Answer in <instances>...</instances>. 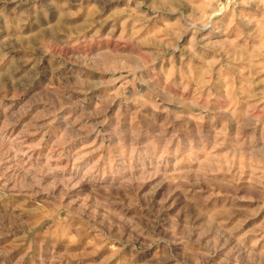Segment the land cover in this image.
I'll return each mask as SVG.
<instances>
[{
	"label": "rangeland",
	"instance_id": "1",
	"mask_svg": "<svg viewBox=\"0 0 264 264\" xmlns=\"http://www.w3.org/2000/svg\"><path fill=\"white\" fill-rule=\"evenodd\" d=\"M151 2L145 0V7L141 10L154 19L141 32V36H147V42L139 48L154 57L153 71L161 84L173 68L182 69L184 75L182 77L180 72H176L166 89L129 83L124 97L106 101V115L103 118L107 123L100 129L104 135L96 138L93 134L92 137L97 144L103 141L100 155H104L109 146H112L113 154L116 151L117 138L113 130L117 120L119 132L123 134L121 142L125 152L129 149L136 152L149 140L159 150L170 141L167 150H177L179 159L176 167L181 170H185V161L193 153L198 154L201 161L212 156L230 159L237 140L264 151V104L258 103L259 97L264 94V83H258L264 79V73H261V66H264V27L255 22L259 14L244 6H237L234 11L229 9L225 14L214 6L207 10L209 14L213 11L218 13L212 27L202 32H189L180 42V51L172 54L170 46L165 49L167 42L161 41L167 32L165 25L175 24L176 19L164 14L163 10L159 15L149 11ZM156 4L159 6L161 0H156ZM129 7L134 9L136 0H132L131 6L129 0H55V3L51 0H0V13L7 16L10 24L14 25L17 20L25 22L22 25L25 36L37 38L40 31L37 21L43 24L45 19H54L61 26L62 30L55 38L58 49L54 50L57 55L42 54L37 58L38 64L36 59L32 60L36 64L38 79L53 81L69 69L79 70L73 60L80 59L79 53L83 49L75 42L69 43L73 34L79 32L82 38H93V34L98 32L99 37H108V41L97 40L90 45L91 49L98 46L116 48V38L123 30L130 31L132 28V20L126 11ZM3 24L4 21L0 19V32ZM44 35L46 42H52L51 35ZM202 37L207 47L194 43L201 41ZM0 38H3L2 34ZM153 45L163 51L162 56L156 54ZM119 47L124 48L123 45ZM127 48L132 49V44ZM24 54L19 49L15 53ZM189 66L191 76H188ZM116 76L115 85H86L84 93H78L74 99H82L84 108L88 110L92 106H99L100 100L108 97L109 92L124 87L126 74L117 72ZM89 78L95 81L110 77L90 73ZM127 79L131 81L130 76ZM26 96L27 93L13 98L10 87L0 92L4 105H13L8 115L18 120L14 128L9 129V134L15 135L27 127L36 135L28 136L26 142L34 143L43 135L39 129L45 121L37 108L43 109L44 105L29 102L24 109L26 115L12 114L24 103ZM203 105L208 107L207 114L201 107ZM3 121L4 111L0 108V123ZM49 140L50 135L40 148L24 159L30 158L33 164L46 163L45 156L52 153ZM189 142L191 151H186ZM236 155L245 166L243 179L236 188L217 184L209 187L202 182L200 195L194 203L191 193L172 191L174 185L170 186L167 182L151 192L150 185H144L138 194L139 202L135 205L129 203L123 191L114 190L112 199L105 207L94 208L90 216L86 214L80 221L68 224L63 222L66 213L56 211L57 207L64 206L57 204V200L63 197L59 187H50L51 176H44L38 186L31 187L34 176L40 179L37 174L25 177L22 170L15 176L13 172H8L0 180V252L5 254L0 255V264H264V255H261L264 253V192H260L259 185L255 188L248 186L253 176L246 166L247 154ZM257 159L256 155L252 158V171L259 177ZM51 163L56 166L55 155L51 156ZM130 163L135 171V160ZM60 164L68 167L66 160L60 161ZM235 171L233 168L232 173L235 174ZM216 175L223 178L227 173ZM22 183L28 187L21 188ZM97 191L100 193L97 199L103 200V188L97 189L85 182L72 199H83L86 204H91L88 197ZM160 201L166 203L161 207ZM192 207L206 214L202 216L204 223L211 216L224 225L220 229L223 234L219 244L212 249L211 255L200 254L209 250L206 245L210 237L196 244L194 236L188 248L172 242L169 231L172 222L179 219L183 225L185 212ZM85 224L91 225V230L84 231L82 228V234L77 235L76 227ZM138 228L145 231L144 236L139 235ZM148 233H153V237L146 239ZM155 237L160 239L153 243Z\"/></svg>",
	"mask_w": 264,
	"mask_h": 264
},
{
	"label": "clouds",
	"instance_id": "2",
	"mask_svg": "<svg viewBox=\"0 0 264 264\" xmlns=\"http://www.w3.org/2000/svg\"><path fill=\"white\" fill-rule=\"evenodd\" d=\"M51 2L55 3V0H51ZM131 3L132 0H129V6ZM214 6L225 14H228L229 9L234 11L237 6L254 9L255 13L259 14L258 20H255L254 17L255 22L264 27V0H161L159 6L156 4V0H152L148 8L149 11L157 13V15L163 10L164 14L175 17V24L165 25L167 32L161 41V43L167 42L165 49L170 46L173 50L172 54H175L176 51H180V42L189 32H202L212 27L215 15L218 13L213 11L212 14H209L207 10L213 9ZM144 7L145 0H136L134 9L131 7L126 9L129 13L128 18L132 20V28L130 31L123 30L122 34L116 38V48L98 46L91 49L90 45L97 40L108 41V37H99L98 32L93 34V38H82V34L79 32L73 34L69 38V43L75 42L83 49L79 53L80 59L78 61L73 60L79 70L69 69L57 77L55 81L38 79L36 64H33L32 60L36 59L38 64L37 58L42 54L52 57L57 55V51L54 50L58 49L55 38L62 30L61 26L54 19H45L43 24L37 21V27L40 31L37 38H34L24 35L22 27L24 21L17 20L13 25L9 23L7 16L0 13V19L4 21L2 32H0L3 35V38H0V92L4 91L6 87H10L13 98L27 93L24 103L12 113L13 116L17 114L26 115L24 109L31 102L44 105L43 109L37 108V112L45 121V124L39 129L43 135L34 143L26 142L28 136L36 135L27 127L22 128L15 135H10L9 129L14 128L18 120H14L8 115L9 112H12L13 105L5 106L3 100L0 99V108L4 111V121L0 123V170H2L0 171V180H3L8 172H13L15 176L22 170L25 177L32 174H37L40 177V179H36L34 176V184L31 187H36L41 183L44 176H51L50 187H59L60 195L63 197V199L57 200V204L64 206L62 208L57 207L56 211L66 213L63 216L65 224L80 221L86 214L90 216L94 208L105 207L108 201L112 199L114 190L123 191L129 203L135 205L139 202L138 194L144 185H150L149 192H151L153 188L167 182L170 186L174 185L172 191L180 190L191 193L194 203L200 195L199 189L202 182L207 183L209 187L212 184H217L220 187L236 188L240 185L245 171V166L241 164L240 157L236 153L241 156L247 154L246 166L253 176V180L248 186L255 188L259 185L260 192H264V163H261L264 160V151L254 149L251 144H242L239 140L236 142V147L232 149L233 156L230 159L212 156L201 161L200 156L193 153L185 161V170H181L176 167V161L179 159L177 150L173 149L171 152L167 150L170 141L159 150H157V145L149 140L140 146L136 152L131 149L125 152V146L121 142L123 134L119 132V120H117L116 128L113 130V135L117 138L116 151L113 154V148L109 146L104 155H100L103 141L101 144H97L92 137L93 134L96 138L104 135L100 129L107 123L103 118L106 115V101L124 97L129 83L133 86L140 84L150 85V87L157 89H166L176 72H180L182 77L184 75L182 69L173 68L165 77L163 84L156 79L157 74L153 71L154 57L149 56L147 52L139 48L140 45L147 42V36H141V32L147 29L149 22L154 19L148 15V12L141 11ZM241 15L244 14L241 13ZM233 23H235V17H233ZM45 33L51 35L52 42H46ZM152 35H156V33H152ZM194 43L207 47L203 37L201 41ZM129 44H132V49L127 48ZM120 45L124 46L123 50L119 47ZM153 47L156 48L155 45ZM138 48L139 50H137ZM18 49L25 54L15 55ZM190 50L194 51V49ZM156 54L162 56L163 51L156 48ZM245 71H250V69H245ZM117 72L126 74L123 80L124 87L109 92L108 97L100 100L99 106H92L88 110L84 108L82 99H74L78 93H84L86 85L91 87L115 85L118 79ZM90 73L108 75L110 78L93 81L89 78ZM261 73H264V66H261ZM191 75V66H189L188 76ZM127 76L131 77V81L127 79ZM5 78H7V83H5ZM258 83H264V79ZM152 94L154 93H150V95ZM258 103L264 104V94L259 97ZM201 107L207 114V105ZM49 135L48 143L52 153L45 156L47 162L33 164L30 163V158L25 160L24 158L28 157L29 153L45 143V138ZM133 135L136 134L133 133ZM186 151H191V142H189ZM52 155L57 157L56 166H52ZM254 155L258 157L256 168L260 172L259 177L252 171ZM65 160L68 162V167L60 164V161ZM131 160H135V171H133V165L130 163ZM233 168L236 170L235 174L232 173ZM170 172L177 174L175 176L168 175ZM221 172L227 173V175L223 178L217 177L216 174ZM85 182L97 189L103 188L104 199H97L100 195L99 191L88 197L92 201L91 204H86L83 199H72L76 190L80 189L81 184ZM20 186L21 188L28 187L23 183ZM194 189L195 191H193ZM65 200H67L66 204ZM200 202L202 203L203 199ZM159 203L162 207L166 201ZM204 215L206 214L198 208L192 207L185 212L183 225L179 219L174 220L171 228H169L173 238L172 242L181 243L185 248H188L193 243L194 236L196 244H199L205 237H210L206 245L209 250L200 254L203 256L211 255L212 249L219 244V239L223 234L220 229H223L224 225L219 224V221L211 216L208 217L207 223H204L202 220ZM82 228L84 231H90L91 225L85 224L76 227L77 235L82 234ZM161 230L163 231V226H161ZM137 231L139 235H145L144 230L138 228ZM152 237L153 233H148L145 238ZM159 239V237H155L152 242L155 243ZM0 255L5 254L0 252Z\"/></svg>",
	"mask_w": 264,
	"mask_h": 264
}]
</instances>
